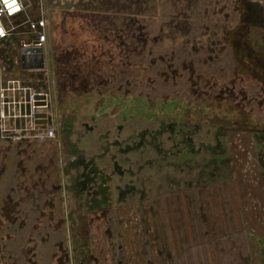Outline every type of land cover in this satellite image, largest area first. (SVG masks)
Wrapping results in <instances>:
<instances>
[{
	"label": "rangeland",
	"instance_id": "rangeland-1",
	"mask_svg": "<svg viewBox=\"0 0 264 264\" xmlns=\"http://www.w3.org/2000/svg\"><path fill=\"white\" fill-rule=\"evenodd\" d=\"M27 12L47 20L55 138L3 141L0 264H129L144 201L227 175L261 216L238 264H264V0H33ZM24 37L0 44L15 72Z\"/></svg>",
	"mask_w": 264,
	"mask_h": 264
},
{
	"label": "crops",
	"instance_id": "crops-1",
	"mask_svg": "<svg viewBox=\"0 0 264 264\" xmlns=\"http://www.w3.org/2000/svg\"><path fill=\"white\" fill-rule=\"evenodd\" d=\"M5 149L0 141V169L11 160ZM245 195L240 180L227 175L207 184L192 182L156 203L144 201V232L127 236L138 246L129 264H238L244 238L261 223L259 211L246 206ZM110 261L127 264L123 258Z\"/></svg>",
	"mask_w": 264,
	"mask_h": 264
},
{
	"label": "built area",
	"instance_id": "built-area-1",
	"mask_svg": "<svg viewBox=\"0 0 264 264\" xmlns=\"http://www.w3.org/2000/svg\"><path fill=\"white\" fill-rule=\"evenodd\" d=\"M33 0H0V44L14 35H25L18 45L16 72L0 59V140L47 141L55 138L51 84L47 83V20L44 15L30 16L27 3ZM16 9V11H13ZM26 57L28 67H23ZM42 58V66H38ZM14 60V61H15ZM7 63L9 61L6 60ZM45 72L42 82L19 72ZM47 78V79H46Z\"/></svg>",
	"mask_w": 264,
	"mask_h": 264
},
{
	"label": "water",
	"instance_id": "water-1",
	"mask_svg": "<svg viewBox=\"0 0 264 264\" xmlns=\"http://www.w3.org/2000/svg\"><path fill=\"white\" fill-rule=\"evenodd\" d=\"M22 65H23V67H28V63H27L26 57H22ZM38 66H42V58H40Z\"/></svg>",
	"mask_w": 264,
	"mask_h": 264
},
{
	"label": "snow or ice",
	"instance_id": "snow-or-ice-1",
	"mask_svg": "<svg viewBox=\"0 0 264 264\" xmlns=\"http://www.w3.org/2000/svg\"><path fill=\"white\" fill-rule=\"evenodd\" d=\"M13 3H15V0H13ZM13 11H16V9H13Z\"/></svg>",
	"mask_w": 264,
	"mask_h": 264
}]
</instances>
